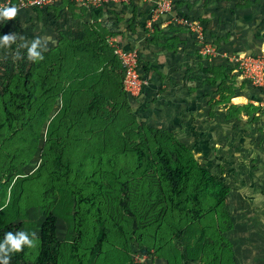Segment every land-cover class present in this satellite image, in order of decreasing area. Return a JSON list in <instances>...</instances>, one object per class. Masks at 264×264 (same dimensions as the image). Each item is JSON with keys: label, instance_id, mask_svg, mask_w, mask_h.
Segmentation results:
<instances>
[{"label": "trees", "instance_id": "1", "mask_svg": "<svg viewBox=\"0 0 264 264\" xmlns=\"http://www.w3.org/2000/svg\"><path fill=\"white\" fill-rule=\"evenodd\" d=\"M64 4L75 6L69 0ZM84 27L82 38L70 40L64 35L54 49L41 52L43 58L33 60L28 70L21 68L12 74L0 93V149L11 145L8 167L3 168L6 182L0 179V240L10 231L34 233L30 238L37 239L38 252L32 264H133L134 246L154 260L156 254L164 257L163 250L173 242L182 249L171 253L167 264H233L228 237L233 221L226 207L231 187L220 166L212 167L198 158L197 144L175 142L166 135L174 133L172 129L161 131L157 122L143 119L133 109L131 101L137 98H129L124 90L125 70L108 43L109 31L99 23ZM159 33L156 27L152 40ZM216 68V79L224 81L219 89L227 94L221 99L229 102L236 84L224 68ZM230 109L256 116L259 107L246 103ZM123 112L129 115L125 120L118 117ZM45 123L47 135L62 140L63 150L40 154V170L46 168L53 182L46 188L45 203L22 210L20 190L28 177L29 162L20 158L30 155V144L35 153ZM109 134L120 135L116 139L120 147L105 146ZM95 136L103 137L95 144L104 149L96 158L108 168L98 177L72 178V145L92 143ZM166 138L173 139L174 153L183 162L180 166L174 153L166 150ZM65 152L72 155L66 157ZM49 155L51 160L44 158ZM123 159L131 160L132 167L122 165ZM142 182L146 189L141 204L133 205V187ZM108 195H114L119 218L109 217V204L103 206L100 196ZM65 205L69 211L65 222L71 231L63 242L58 222ZM113 232L118 238L115 243L110 240ZM114 246L115 258L110 252ZM29 250L24 246L11 253L9 264L28 261Z\"/></svg>", "mask_w": 264, "mask_h": 264}, {"label": "crops", "instance_id": "2", "mask_svg": "<svg viewBox=\"0 0 264 264\" xmlns=\"http://www.w3.org/2000/svg\"><path fill=\"white\" fill-rule=\"evenodd\" d=\"M174 5L173 16L157 19L152 18L153 4L142 1L98 11L65 4L47 11L21 10L13 19L3 20L2 32L21 44L40 38L43 52L54 49L64 35L70 40L82 38L85 24L99 23L109 31L111 46L116 40L140 49L141 73L148 84L133 101L139 115L172 129L184 142L197 144L198 158L220 166L231 187L227 202L234 213L243 218L251 214L264 232V114L259 106L256 116L230 109L246 103L257 106L255 102L264 98L240 79L226 56L202 54L191 30L179 23L181 17L198 19L222 53L259 52L264 47V0L249 6L235 3L233 9L223 10L213 0H174ZM156 27L157 44L152 40ZM219 66L236 84L229 102L221 99L227 94L219 89L223 79H216Z\"/></svg>", "mask_w": 264, "mask_h": 264}, {"label": "rangeland", "instance_id": "3", "mask_svg": "<svg viewBox=\"0 0 264 264\" xmlns=\"http://www.w3.org/2000/svg\"><path fill=\"white\" fill-rule=\"evenodd\" d=\"M178 1V0H177ZM211 0H202L204 3H209ZM260 0H213V3L217 2L219 5L218 8L220 10L223 9H233L234 4H238L239 6H242L246 2L256 3ZM177 6V4H176ZM200 18H202L200 16ZM201 20V19H200ZM203 21V19L201 20ZM2 25L3 20L0 19V35H4L2 32ZM209 33V32H208ZM209 35V34H208ZM21 43L14 40L11 42L8 46H0V93L3 92V88L6 86V84L9 82L10 77L12 74L17 72L19 69H25L28 70L29 67L33 64V60L28 59L27 56V48L21 47ZM140 51V49H139ZM142 53H140V56ZM143 61L144 58L141 59V69L143 68ZM129 98L131 96H128ZM128 98V101L130 99ZM135 102H131V106L135 110ZM134 113V112H133ZM129 115L127 113L123 112L118 117L122 118V120H125ZM132 119V116H131ZM132 121V120H131ZM48 123H45L42 129V138L41 141L38 144L37 150L35 153H31V149L34 144H30L29 146V153L30 155H27V153L23 154V156L20 159L28 160L29 165L26 167V170L29 172L28 177L26 181L24 182V185L21 187L20 193L22 196L20 206L21 209L24 210L26 207L31 205H38L43 204L46 202L44 195L47 186L50 185L52 179H50L46 174L47 169L44 168L43 170H40V163H41V153H44L46 150H51L52 153H58L63 150V142L62 140H51L49 136L47 135ZM161 131L166 130L164 126L159 127ZM173 134V135H172ZM170 133L168 132L167 136H173V139L176 141H184L177 133ZM94 142L92 143L88 141L85 143V145L81 146H75L72 145V152H73V160L75 162L74 166H72L71 171V177H78L81 179V181L84 179L85 176L96 174L98 177L100 175V171L103 172L108 167L104 160L99 161L96 157L97 155L101 154L104 149L101 147H96V144H100L103 140V137H94ZM120 138V135L117 136V134H109L107 137V144L105 146H108L109 148H118L120 147L116 139ZM173 139L166 138V144L165 148L166 150L172 151L174 153V141ZM11 148V145L7 147V149H0V179H3V183H5V174H3V168L8 167V158H9V151L8 149ZM51 148V149H50ZM91 148V151L85 154L89 149ZM28 152V151H27ZM72 152H65V156L72 155ZM50 153V151H49ZM95 154V155H94ZM174 160L176 161V165L180 166V163H183L178 155L175 153L173 154ZM44 156V155H43ZM45 159L51 160L52 156L49 155L48 157H44ZM19 160V159H18ZM122 165H126L130 168L131 160H122ZM179 169V168H178ZM36 173L37 171H39ZM79 172V176H76ZM132 177L134 176L131 173ZM110 177L107 178L109 180ZM124 178V177H123ZM107 183V182H105ZM146 185L145 183L139 184L137 187H133L134 193L132 196V204L133 205H140L141 204V198L142 192L145 191ZM108 191H112L111 189ZM102 197L103 206L106 204H109V210L107 211L108 216H112V218H119V212L117 205L115 203L114 195L113 197L108 195L107 197ZM65 203L68 202L69 199H65ZM73 203L71 204V206ZM63 206V205H62ZM59 211L61 212L60 221L58 222V233L59 238L65 242L66 236L70 233L71 229L68 227V224L65 222L66 217L68 216L69 211L66 210V205L64 208H62ZM226 207L229 214V217L233 221V228L228 233V237L231 239V246H232V252L233 255L230 258L233 261V264H264V232L262 229L260 230V226H258V223L254 221V218H252V215H248L246 217L238 216L234 213V209L229 206V203L226 201ZM235 214V215H234ZM91 224V222H90ZM88 240V238H87ZM110 240L112 243H115L118 241L117 234L115 232L111 233ZM39 242V240H38ZM135 249V255L134 257V263L133 264H167V257L171 255V253L175 252L176 250H181V245L178 243L173 242L172 244H169L165 247L163 250L162 255L164 257L160 258L156 254L154 256V260L149 258L145 253H142L138 251L135 246L133 247ZM29 257L28 261L23 262L22 264H32L33 258L37 255L38 252V244L37 239H34L33 246L30 247L29 250ZM111 255L115 258V253L117 252V247H111ZM112 259V257H110ZM136 260V262H135ZM203 259L201 260V263ZM117 264V263H116Z\"/></svg>", "mask_w": 264, "mask_h": 264}, {"label": "built area", "instance_id": "4", "mask_svg": "<svg viewBox=\"0 0 264 264\" xmlns=\"http://www.w3.org/2000/svg\"><path fill=\"white\" fill-rule=\"evenodd\" d=\"M64 0H0V7L14 6L17 9L16 15L21 10H48L53 6L61 5ZM130 1H142L153 4L151 9L152 18L157 19L161 15L173 16L175 12L174 0H69L77 7L88 9L105 8L109 5L127 3ZM182 26L190 29L200 45V52L210 57L224 55L234 65V72L239 74L241 80L247 81L264 98V47L259 52L251 53L240 51L233 55L220 52L207 37L203 23L195 18L179 19ZM114 53L121 61L125 70L123 79L124 90L131 96L138 98L142 95L148 81L141 75L140 51L136 47H125L116 40L112 41ZM264 114V100L255 102Z\"/></svg>", "mask_w": 264, "mask_h": 264}, {"label": "clouds", "instance_id": "5", "mask_svg": "<svg viewBox=\"0 0 264 264\" xmlns=\"http://www.w3.org/2000/svg\"><path fill=\"white\" fill-rule=\"evenodd\" d=\"M17 9L14 6L0 7V19L9 20L16 16ZM16 39L12 34L0 35V46H8ZM21 47L27 48V56L30 60L42 59L41 50L43 45L40 38L32 40L30 43L25 42ZM34 233L30 234L25 231L7 232L2 240H0V264H9L10 254L20 252L24 246H33Z\"/></svg>", "mask_w": 264, "mask_h": 264}]
</instances>
